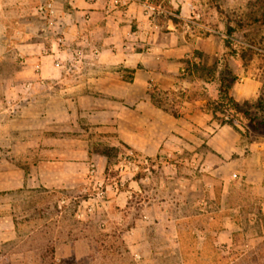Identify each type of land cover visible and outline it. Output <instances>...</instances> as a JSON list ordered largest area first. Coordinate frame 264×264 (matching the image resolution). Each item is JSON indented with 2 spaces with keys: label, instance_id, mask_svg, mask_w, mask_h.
Masks as SVG:
<instances>
[{
  "label": "rangeland",
  "instance_id": "rangeland-1",
  "mask_svg": "<svg viewBox=\"0 0 264 264\" xmlns=\"http://www.w3.org/2000/svg\"><path fill=\"white\" fill-rule=\"evenodd\" d=\"M147 1L160 6L158 13L145 5L148 16L162 23L168 15L186 39L217 32L231 40L236 52L228 64L239 78L259 81L245 101L264 120V25L254 20L264 13V0H191L185 17L183 0ZM227 23L236 28L230 36ZM228 51L224 46L213 56L222 60ZM161 92L164 110L178 113L183 95ZM69 108L45 122L34 117L25 135L30 147L21 143L12 151L6 140L0 147V170H15L0 177V264H264V202L252 199L251 186L235 183L217 206L220 180L197 159L202 133L189 135L187 147L161 145L148 156L119 140L111 125L87 123V109L72 114ZM248 124L237 121L243 137L264 136L263 126L249 131ZM104 146L115 147L110 159L93 150ZM228 220L229 248L202 244L201 237L214 236Z\"/></svg>",
  "mask_w": 264,
  "mask_h": 264
},
{
  "label": "crops",
  "instance_id": "crops-1",
  "mask_svg": "<svg viewBox=\"0 0 264 264\" xmlns=\"http://www.w3.org/2000/svg\"><path fill=\"white\" fill-rule=\"evenodd\" d=\"M106 1L0 0V147L4 140L12 151L21 143L30 147L25 135L33 118L45 122L52 112L70 114L69 105L72 114L87 109V123L111 125L119 140L148 156L161 145L175 151L187 147L188 136L198 131L204 139L197 145V159L221 183L217 206L231 196L235 183L251 186L252 199L263 204L264 136L243 137L220 124L209 108L219 95L218 78L206 80L203 72L186 69V61H199L195 50L207 56L222 53L221 35L210 32L189 40L168 15L162 23L148 16L147 0L113 7ZM191 5V0L182 1L181 16ZM153 6L158 12L160 6ZM258 85L254 77H241L230 92L243 102ZM151 86L183 95L176 117L151 102ZM41 87L45 90L37 93ZM197 88L199 95L187 97ZM16 98L24 105L17 107ZM10 172L15 170H0V177ZM222 225L214 236L201 237L202 244L229 248L233 221Z\"/></svg>",
  "mask_w": 264,
  "mask_h": 264
},
{
  "label": "trees",
  "instance_id": "trees-1",
  "mask_svg": "<svg viewBox=\"0 0 264 264\" xmlns=\"http://www.w3.org/2000/svg\"><path fill=\"white\" fill-rule=\"evenodd\" d=\"M214 7L218 13H222V8L219 5L215 4ZM254 20L260 23H264V13L259 17L254 18ZM235 30L236 28L234 26H231L229 23L226 24V34L228 36L232 35ZM223 43L224 46L229 49V51L226 53V55H223L222 60H220V58H216V56H213L210 62H208L209 56L203 55L199 52H194L195 57H197L198 59H200V57H203V60H201V62L186 61V69L188 71L193 69L194 71L203 72L205 74L206 80L215 79L216 77L218 78L219 95L214 102L209 104V107L211 108L214 116L217 112L221 114H225L226 111L229 112L226 119L223 117L218 118L217 116H215L220 124H228L241 133V130L237 127V121L241 118L248 121L249 124L247 130L257 131L260 126L264 127V120H257L255 116L251 114L250 109L247 107V101L238 102L230 92L233 83L239 78L238 74L234 72L228 64L229 57L234 56L236 51L231 48V40L228 37L223 40ZM219 67L220 70L218 76H216V72ZM170 92L174 94L173 91ZM163 93L164 92L158 90L156 86H152L148 90L151 102L161 108H163L162 100L159 97L163 95ZM172 114L174 116L178 115V113L175 111L172 112ZM113 149H115V147L104 146L102 148L95 147L93 150L96 153L102 154L110 159L111 150Z\"/></svg>",
  "mask_w": 264,
  "mask_h": 264
},
{
  "label": "built area",
  "instance_id": "built-area-1",
  "mask_svg": "<svg viewBox=\"0 0 264 264\" xmlns=\"http://www.w3.org/2000/svg\"><path fill=\"white\" fill-rule=\"evenodd\" d=\"M126 1L127 0H108V1H106V4L109 5V6H111V7H113V6H117V5H120V4L124 5ZM145 5H146V7L149 10H154L155 9V7L152 4L148 3V2L145 3ZM49 6L50 5L47 4V7H49ZM40 10H43V7H41ZM44 83L45 82H43L42 80L40 81V84H44ZM7 103L10 104V105H12L9 100L7 101Z\"/></svg>",
  "mask_w": 264,
  "mask_h": 264
}]
</instances>
